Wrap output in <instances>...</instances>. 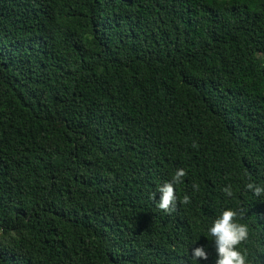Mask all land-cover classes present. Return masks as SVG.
<instances>
[{"label":"trees","instance_id":"obj_1","mask_svg":"<svg viewBox=\"0 0 264 264\" xmlns=\"http://www.w3.org/2000/svg\"><path fill=\"white\" fill-rule=\"evenodd\" d=\"M248 183L264 185V0H0V264H193L196 246L214 264L224 209L264 264Z\"/></svg>","mask_w":264,"mask_h":264},{"label":"clouds","instance_id":"obj_2","mask_svg":"<svg viewBox=\"0 0 264 264\" xmlns=\"http://www.w3.org/2000/svg\"><path fill=\"white\" fill-rule=\"evenodd\" d=\"M184 175L183 169H177L170 181H166L158 187L159 199L156 203L160 209L168 210L170 206H175L174 185L181 182ZM192 187L197 190V185L193 184ZM245 188L251 191L254 196L264 195V185L248 183ZM223 192L226 196L232 195L230 186H226ZM182 203H189L187 195L182 198ZM235 217L236 213L233 210L224 209L207 228V234L212 238L215 252L214 264H249L246 253L238 247L247 239L248 228L245 224L236 222ZM190 258L193 264L207 260L206 246L192 247Z\"/></svg>","mask_w":264,"mask_h":264}]
</instances>
